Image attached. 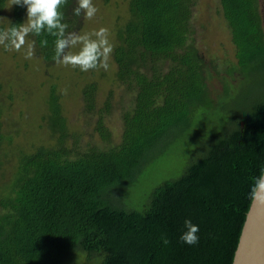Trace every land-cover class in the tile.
<instances>
[{"label":"trees","instance_id":"16d2710c","mask_svg":"<svg viewBox=\"0 0 264 264\" xmlns=\"http://www.w3.org/2000/svg\"><path fill=\"white\" fill-rule=\"evenodd\" d=\"M193 2L126 0L111 54L114 80L130 92L116 140L104 123L110 92L96 105L91 81L80 88L82 112L93 116L99 143L68 129L53 83L39 115L49 142L12 143L0 122V147L13 157L3 168L0 155V264H64L76 250L89 264H230L264 164V32L257 0H218L231 55L215 63L192 41ZM6 6L0 0V14ZM74 7L68 0L62 8L68 31L79 18ZM23 9L12 5L0 29L20 24ZM28 37L36 56L53 60L55 37ZM212 74L219 90L210 88ZM177 146L173 172L128 199ZM186 218L199 226L196 245L179 240Z\"/></svg>","mask_w":264,"mask_h":264},{"label":"rangeland","instance_id":"374dc122","mask_svg":"<svg viewBox=\"0 0 264 264\" xmlns=\"http://www.w3.org/2000/svg\"><path fill=\"white\" fill-rule=\"evenodd\" d=\"M6 2V11L3 10L0 14V18L5 20H0V23L6 21L10 10V0ZM93 3L99 9L94 19L88 20L82 14L69 31L83 34L106 27L111 34L110 40L114 44L115 29L127 16L126 0H93ZM257 3L264 32V0H257ZM73 5L76 6V0H73ZM25 20L26 7L23 9L20 24ZM189 22L192 41L205 58L214 56L215 63L217 61L222 63L220 58L230 57L231 44L228 29L220 16L218 0H194L191 5ZM27 42H31L29 37H27ZM28 43L19 52L14 49L5 50L3 46H0V122L4 134H13L11 142H17L28 148L30 141L34 143L50 141L44 120L39 115L44 109L49 85L53 83L55 91L59 94L61 113L64 115L68 129L76 131L82 143L85 141L99 143V138L91 129L93 116L87 117L82 112L80 88L89 81L95 84L94 102L96 105L101 103L108 91L110 92V109L104 116V123L111 132V140H116L120 126L119 112L128 105L130 92L124 84L114 80V63L111 57L107 71L99 69L82 72L79 68L59 65L54 60L42 61L36 55L31 59H26L25 52ZM71 50L76 51L77 49ZM209 79L210 88L219 90L220 84L216 75L212 74ZM174 147L168 148L161 160L152 165L151 170L143 175L141 181L127 191L128 199L139 201L143 197L142 193L146 186L148 187L165 174L173 172L177 156L183 150L181 146H177L176 150L173 149ZM3 149L4 147L2 149L0 147V155L4 156ZM5 151L8 152V150ZM5 159L6 164L2 163L0 166L4 165L3 168H8L13 157L7 154L4 156ZM6 173L7 169L3 171V174ZM5 177L2 176L1 179ZM76 251L67 253L64 264H89L84 260V254L82 255L80 251L75 253ZM90 264H94V261Z\"/></svg>","mask_w":264,"mask_h":264},{"label":"clouds","instance_id":"9594fccd","mask_svg":"<svg viewBox=\"0 0 264 264\" xmlns=\"http://www.w3.org/2000/svg\"><path fill=\"white\" fill-rule=\"evenodd\" d=\"M68 0H10L9 8L12 5L26 7V20L21 24H11L9 27L0 29V46L5 50L14 49L19 52L28 43L27 37L30 34L39 36L47 33L55 37V63L63 66L79 68L82 72L103 69L107 71L110 67L109 59L114 49L110 40V31L106 27H100L91 33H79L68 31L69 25L64 22L65 17L62 8ZM99 9L94 5L93 0H76V7L73 8V15L83 16L92 20ZM0 20H5L0 18ZM48 41L42 39L40 45L47 46ZM78 46V47H77ZM77 49L72 51L71 49ZM36 41L28 43L25 58L31 59L35 55ZM256 190H264V164L260 166L259 175L255 177L253 194ZM183 228L179 240L189 246L199 242V226L194 224L190 218L183 222ZM161 242L168 245L170 240L167 234H161Z\"/></svg>","mask_w":264,"mask_h":264},{"label":"water","instance_id":"95a60500","mask_svg":"<svg viewBox=\"0 0 264 264\" xmlns=\"http://www.w3.org/2000/svg\"><path fill=\"white\" fill-rule=\"evenodd\" d=\"M230 264H264V190L252 192Z\"/></svg>","mask_w":264,"mask_h":264}]
</instances>
